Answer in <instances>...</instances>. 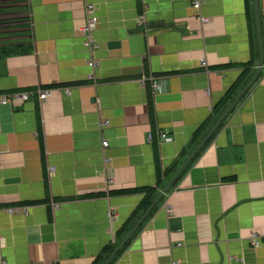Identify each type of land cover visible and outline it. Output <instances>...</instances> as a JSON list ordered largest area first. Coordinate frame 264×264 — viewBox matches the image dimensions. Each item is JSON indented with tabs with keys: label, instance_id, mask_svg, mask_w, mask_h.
I'll use <instances>...</instances> for the list:
<instances>
[{
	"label": "crops",
	"instance_id": "0c3cea01",
	"mask_svg": "<svg viewBox=\"0 0 264 264\" xmlns=\"http://www.w3.org/2000/svg\"><path fill=\"white\" fill-rule=\"evenodd\" d=\"M194 1L0 0V94L49 90L0 103V264H100L246 68L253 82L110 264H264V0Z\"/></svg>",
	"mask_w": 264,
	"mask_h": 264
},
{
	"label": "built area",
	"instance_id": "2783aa9c",
	"mask_svg": "<svg viewBox=\"0 0 264 264\" xmlns=\"http://www.w3.org/2000/svg\"><path fill=\"white\" fill-rule=\"evenodd\" d=\"M200 0H196L193 2L192 8L197 12L198 8L200 7ZM86 19H85V24L83 25V27L80 29L81 34L85 37L86 40V44L87 45H91L94 44V40L92 37V32L96 27L97 24V16L95 15V6L92 3H87L86 5ZM199 16V15H198ZM199 19L201 21H208V18L206 17H201L199 16ZM90 66H94L95 62L94 61H89L88 63ZM206 62L204 60L201 61V65H205ZM147 78L142 77L141 79V83L142 85H144V81ZM151 81V87H152V91L153 93L160 90L162 85L161 83L156 79V77H149L148 78ZM36 96L38 98L39 101L44 100L46 97H48L49 95V90L48 88H43V87H36L35 89H26V90H21V91H9V92H5L0 94V103L4 104V103H8L10 105L13 106H19L20 104L24 103L25 101H27L28 99H30V97L32 96ZM108 125V121L104 120L100 123V126H107ZM158 141L159 142H165V141H169L171 140V137L167 136L166 133L164 131H157L156 133ZM153 138V134L151 131H148L146 134V140L147 142H150ZM108 145V141L106 139H103L101 141V146L102 148H105ZM108 161V158L105 157L104 162L106 163ZM47 172L52 173L54 172V167L53 166H47L46 167ZM58 203H55L54 205L56 206ZM16 209H14V207H10L8 208V211L10 213L14 212ZM259 233H257L256 231H251L249 238H250V243L253 246H257L260 243V237H259ZM3 238L0 236V243H2ZM178 245H180V243H178ZM173 264H186L183 263L179 260H175L173 262Z\"/></svg>",
	"mask_w": 264,
	"mask_h": 264
},
{
	"label": "water",
	"instance_id": "95a60500",
	"mask_svg": "<svg viewBox=\"0 0 264 264\" xmlns=\"http://www.w3.org/2000/svg\"><path fill=\"white\" fill-rule=\"evenodd\" d=\"M256 5V4H254ZM256 15V21L259 25V19H258V13L255 11ZM257 33H258V43L260 48V61L259 65L261 66V46H260V30L259 27H257ZM259 71V68L256 69L254 75L252 78L248 81V83L245 85V87L237 94V96L234 98V100L230 103V105L222 112V114L218 117V119L215 121V123L212 125V127L208 130V132L205 134V136L201 139V141L197 144V146L193 149V151L188 155V157L185 159V161L178 167V169L174 172V174L171 176L169 181L166 183V185L161 189V191L158 193L157 197L150 203V205L147 207V209L144 211V213L138 218V220L135 222V224L131 227V229L125 234V236L122 238V240L119 242V244L113 249V251L110 253L108 258L103 264H108L110 260L116 255V253L126 244L128 239L131 237L133 232L136 230V228L139 226V224L144 220L148 212L151 210V208L156 204L158 199L166 193V191L171 186L172 182L176 179V177L179 175V173L186 167L189 160L194 156V154L201 148V146L205 143V141L210 137L212 132L221 124L223 121V118L227 115V113L232 109V107L236 104V102L239 100L243 92L250 86V84L253 82L255 77L257 76Z\"/></svg>",
	"mask_w": 264,
	"mask_h": 264
},
{
	"label": "trees",
	"instance_id": "16d2710c",
	"mask_svg": "<svg viewBox=\"0 0 264 264\" xmlns=\"http://www.w3.org/2000/svg\"><path fill=\"white\" fill-rule=\"evenodd\" d=\"M248 69L249 68H246L240 75H239V77L234 81V83L233 84H231L227 89H226V91L224 92V94H223V96L221 97V99L215 104V106H213V108L211 109V116L214 114V115H216V118H218L221 114H222V112L226 109V107L228 106L227 105V100L229 99V98H235V96L238 94V92H237V90H238V88L240 87V86H243L242 84H246V81H245V78L248 76ZM234 98L232 99V101L234 100ZM216 121V120H215ZM214 121V122H215ZM210 121H205L204 123H202L201 125L202 126H205L206 124H208ZM213 122V123H214ZM213 123H211V126H212V124ZM202 126L201 127H198L197 128V130L195 131V133H194V137H193V139L190 141V145L192 146V147H196L197 146V144L201 141V139L205 136V134L208 132L207 130L206 131H204V128L205 127H203V129H201L202 128ZM207 126V125H206ZM210 126V127H211ZM218 128V127H217ZM216 128V129H217ZM210 129V128H209ZM208 129V130H209ZM215 129V130H216ZM214 130V131H215ZM204 131V132H203ZM214 131L212 132V134L214 133ZM211 134V135H212ZM211 135H210V137H211ZM209 137V138H210ZM209 138L205 141V143L201 146V148L194 154V156H197V155H199L200 154V152L202 151V150H204V148L206 147V145H207V143H208V140H209ZM193 148V149H194ZM192 149V150H193ZM191 150V151H192ZM191 151L189 152V154L191 153ZM188 154V155H189ZM187 155V156H188ZM186 156V157H187ZM186 157H185V159H186ZM185 159L176 167V169H175V171L177 170V168L185 161ZM192 159V158H191ZM174 171V172H175ZM174 174V173H173ZM178 177V176H177ZM176 177V178H177ZM150 188H147V189H145V192L146 193H148L149 195H150V197H151V194H150ZM150 202L151 201H149L148 202V204L145 206V207H148V205L150 204ZM155 207V206H154ZM153 209V208H152ZM141 216V214L140 215H138L137 216V219L139 218ZM132 226H124V228H123V231H124V233H123V236L128 232V230L131 228ZM138 228V227H137ZM137 228H136V230H137ZM115 235H116V239H117V243H115L116 245H111V246H109L108 248H107V253H106V255H105V257H104V259L101 261V263L100 264H103L104 263V261L106 260V258L109 256V254L112 252V250L117 246V244L121 241V239H122V237H119V235H120V233H119V231H116L115 232ZM127 243V242H126ZM125 246V245H124ZM123 246V247H124ZM122 247V248H123ZM121 248V249H122ZM121 249H120V251H121ZM119 251V252H120ZM112 261V260H111ZM110 261V262H111ZM110 262L108 263V264H110Z\"/></svg>",
	"mask_w": 264,
	"mask_h": 264
}]
</instances>
